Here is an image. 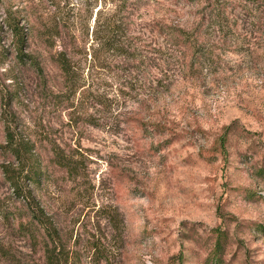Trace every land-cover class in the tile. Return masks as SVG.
I'll return each mask as SVG.
<instances>
[{
	"label": "rangeland",
	"instance_id": "1",
	"mask_svg": "<svg viewBox=\"0 0 264 264\" xmlns=\"http://www.w3.org/2000/svg\"><path fill=\"white\" fill-rule=\"evenodd\" d=\"M116 6L126 52L92 60ZM2 164L78 264H264V0H0V244L41 262Z\"/></svg>",
	"mask_w": 264,
	"mask_h": 264
},
{
	"label": "trees",
	"instance_id": "2",
	"mask_svg": "<svg viewBox=\"0 0 264 264\" xmlns=\"http://www.w3.org/2000/svg\"><path fill=\"white\" fill-rule=\"evenodd\" d=\"M123 3L125 2H121V4L124 6L125 4ZM118 9L119 8H117L116 6L113 12L109 13L101 23H99L100 21L96 13L94 19L96 25L93 26L92 30V43H94L96 47L92 49V53L90 55L92 57V60H95V58H97L96 53L100 54V59H103L108 53L114 52L117 54H122L126 52L122 41V37L125 36V24L120 22L119 15L118 19L117 16H115V12H117ZM8 26L9 29H11L13 35L18 38V42L22 43V32H20L21 30L18 29L16 24H13L11 21L8 22ZM167 29H170L168 31V34L172 37H175L177 39L181 38L187 41L191 39L189 37L190 35L184 31H175L173 30V28ZM18 53V57L20 58V60H22L26 56L20 50H18ZM63 70L64 75H69L70 71L72 70L69 60L65 55ZM5 141L6 148L9 149L17 163L23 166L29 159L30 148H27L26 144L22 145L14 140V136L11 133L9 126H5ZM60 164L64 166L67 171H71L70 165L66 162L65 159L64 162L60 161ZM1 171L6 181H8L13 192L24 199V204L27 208L29 217L36 224L35 227H33L34 232L30 233L31 245L32 247L38 245L40 246L39 249L42 251L43 259L41 262L34 260L26 261L24 264H78L77 253L71 250V248L61 244V238L58 229L45 215V213L35 202V200L28 197L24 198V188L20 182V179L24 177L27 180H33L36 175L35 171L33 169H28L23 172V168L13 169L9 164H2ZM19 229H21L20 226ZM39 230L42 231L41 234L37 233ZM216 246V254L212 257L211 261L213 263L215 262V264H219L221 261L219 252L222 249V243L220 240H218ZM0 260L11 264H18V261L16 262L15 256L12 254L9 248L2 244H0Z\"/></svg>",
	"mask_w": 264,
	"mask_h": 264
}]
</instances>
